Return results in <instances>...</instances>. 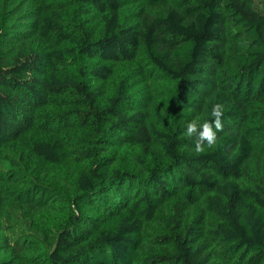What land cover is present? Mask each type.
Wrapping results in <instances>:
<instances>
[{
	"label": "trees",
	"instance_id": "1",
	"mask_svg": "<svg viewBox=\"0 0 264 264\" xmlns=\"http://www.w3.org/2000/svg\"><path fill=\"white\" fill-rule=\"evenodd\" d=\"M0 264H264V0H0Z\"/></svg>",
	"mask_w": 264,
	"mask_h": 264
},
{
	"label": "clouds",
	"instance_id": "2",
	"mask_svg": "<svg viewBox=\"0 0 264 264\" xmlns=\"http://www.w3.org/2000/svg\"><path fill=\"white\" fill-rule=\"evenodd\" d=\"M221 115V107L214 105L211 110V117L213 119L206 120L203 123H198L196 120L187 123L185 135L188 137L195 135L197 137L196 151L201 150L202 143L206 142L208 145H211L214 142L217 132L222 128Z\"/></svg>",
	"mask_w": 264,
	"mask_h": 264
}]
</instances>
